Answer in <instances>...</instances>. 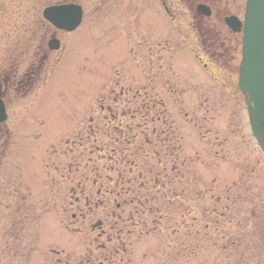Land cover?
Returning <instances> with one entry per match:
<instances>
[{
  "label": "rangeland",
  "instance_id": "obj_1",
  "mask_svg": "<svg viewBox=\"0 0 264 264\" xmlns=\"http://www.w3.org/2000/svg\"><path fill=\"white\" fill-rule=\"evenodd\" d=\"M68 1L0 0V70L23 87L2 125L1 264H264V158L242 98L189 55L187 20L176 29L158 0L103 19L107 0H70L82 22L47 54L36 13Z\"/></svg>",
  "mask_w": 264,
  "mask_h": 264
},
{
  "label": "flooded vegetation",
  "instance_id": "obj_2",
  "mask_svg": "<svg viewBox=\"0 0 264 264\" xmlns=\"http://www.w3.org/2000/svg\"><path fill=\"white\" fill-rule=\"evenodd\" d=\"M71 1L69 0L68 2ZM120 1L123 3L122 0ZM158 1L160 3L159 7H161L164 12L167 11V0ZM173 1H177L176 3L183 5L186 8V12L189 13L190 30L186 28L189 30L191 40L188 41L192 44L191 51L199 62L198 68L203 70L204 75L212 84L213 89L221 87L220 89L225 91L232 100L234 95L236 97H241L236 88L235 90L226 88V86L230 87V85H236L237 83L241 34L231 32L225 26L224 19L232 17L235 20L242 21L245 0H227L225 2L222 0ZM202 5L203 7L205 6L204 9H199L198 6ZM98 8L100 9L98 18L103 19L105 16L113 14L112 12H114V10L117 11L119 3L118 0H107V2H103V6L102 4H98ZM108 9L110 10L109 12L107 11ZM120 11H123L122 7ZM47 54L42 57L46 59ZM17 72V69L15 71L11 69L9 72H7L6 69L4 71L0 70V101L4 105L5 110L8 105L6 99H11L13 95H17L20 91H23V87L20 85L22 82L21 78L20 80H16ZM22 74L23 73H21L20 77ZM36 74V72L31 73V76L24 85L25 87L32 83ZM179 91H181L180 88ZM203 92L207 94L210 90H204ZM211 92L213 94L216 93L214 90H211ZM216 95L219 96L217 93ZM6 133V129L0 125V164L6 146Z\"/></svg>",
  "mask_w": 264,
  "mask_h": 264
},
{
  "label": "water",
  "instance_id": "obj_3",
  "mask_svg": "<svg viewBox=\"0 0 264 264\" xmlns=\"http://www.w3.org/2000/svg\"><path fill=\"white\" fill-rule=\"evenodd\" d=\"M42 18L57 30L71 32L80 24L81 9L74 4L50 6L42 10ZM224 22L232 32H242L237 85L252 135L264 153V0H246L242 24L232 17ZM47 46L56 50L58 42L51 39ZM5 118L0 103V122Z\"/></svg>",
  "mask_w": 264,
  "mask_h": 264
},
{
  "label": "trees",
  "instance_id": "obj_4",
  "mask_svg": "<svg viewBox=\"0 0 264 264\" xmlns=\"http://www.w3.org/2000/svg\"><path fill=\"white\" fill-rule=\"evenodd\" d=\"M112 120H113V122L115 121L113 118H112ZM115 124V123H114ZM130 131H131V129H130ZM132 132V131H131ZM129 133V132H128ZM118 135H121L119 132H117L116 133V136L118 137ZM130 136V135H129ZM116 137V138H117ZM130 138H131V141H133V143L135 144L136 143V136L135 135H132V136H130ZM112 142L114 143V139H112ZM85 145H89V147H87V148H89V152L87 153V154H92V147H91V143L90 142H85L84 143ZM83 146V145H82ZM136 146L134 145V146H132V147H130V149L132 150L133 149V152L136 150H134V148H135ZM129 149V150H130ZM102 151H105V149H99V150H96V152H97V154H99V152H102ZM111 151H114V148H112L111 149ZM100 156H104V155H100ZM105 157V156H104ZM108 158L110 159L109 161H111V156H108ZM88 160H90V158L88 157ZM102 160H103V158H102ZM261 219H262V222L264 223V217H261ZM264 225V224H263ZM263 225H261V224H259L258 226H257V229L258 230H260L261 232H262V234H263V232H264V226ZM262 242V245L264 246V238H263V241H261ZM175 259H178V258H176V257H174L173 259H172V261H174Z\"/></svg>",
  "mask_w": 264,
  "mask_h": 264
}]
</instances>
